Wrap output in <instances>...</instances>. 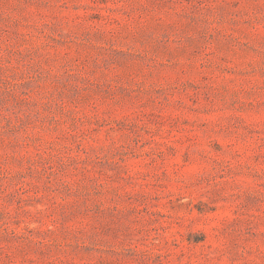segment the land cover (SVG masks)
Instances as JSON below:
<instances>
[{
	"label": "rangeland",
	"instance_id": "1",
	"mask_svg": "<svg viewBox=\"0 0 264 264\" xmlns=\"http://www.w3.org/2000/svg\"><path fill=\"white\" fill-rule=\"evenodd\" d=\"M0 264H264V0H0Z\"/></svg>",
	"mask_w": 264,
	"mask_h": 264
}]
</instances>
